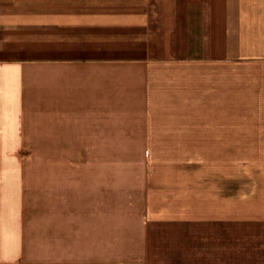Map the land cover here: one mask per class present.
Segmentation results:
<instances>
[{"label": "crops", "instance_id": "1", "mask_svg": "<svg viewBox=\"0 0 264 264\" xmlns=\"http://www.w3.org/2000/svg\"><path fill=\"white\" fill-rule=\"evenodd\" d=\"M16 20L53 42L16 49ZM112 141L166 142L183 159L166 264H264V0H0V264H77L58 248L76 239L72 183L61 168L32 178L6 161L25 153L10 144Z\"/></svg>", "mask_w": 264, "mask_h": 264}, {"label": "rangeland", "instance_id": "2", "mask_svg": "<svg viewBox=\"0 0 264 264\" xmlns=\"http://www.w3.org/2000/svg\"><path fill=\"white\" fill-rule=\"evenodd\" d=\"M18 21L14 31L16 49L31 48L34 42L38 43L39 35L53 42L49 39L53 38L54 31L32 30L34 25ZM31 43L34 44L30 46ZM10 146L25 152L24 157L6 161L30 168L32 178L44 173L54 179L61 168L72 183L65 198L75 200L72 199V208L63 207L64 213L72 209V215L68 212V217H64L67 221L64 227H67L66 232L72 231L76 239L64 234L65 237L58 240L63 262L102 264L103 260H109L110 264H166L168 198L170 194L172 197L173 183L176 189L182 181L184 166L181 157L172 156V144L112 141L105 144L12 143ZM55 150L68 152V156L73 157L28 158L27 155L29 151ZM94 152L103 158H93L98 154ZM175 154L181 155V152ZM50 186L53 184L47 186L48 191ZM29 194L31 210L35 213L31 216L33 236L25 258L37 262L42 207L33 206L45 193L42 185L33 182Z\"/></svg>", "mask_w": 264, "mask_h": 264}]
</instances>
